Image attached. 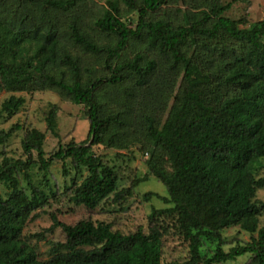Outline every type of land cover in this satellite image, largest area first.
Returning a JSON list of instances; mask_svg holds the SVG:
<instances>
[{
  "label": "trees",
  "instance_id": "1",
  "mask_svg": "<svg viewBox=\"0 0 264 264\" xmlns=\"http://www.w3.org/2000/svg\"><path fill=\"white\" fill-rule=\"evenodd\" d=\"M236 1L202 0L205 8L177 9V17L158 12L167 0H105L88 25L76 12L82 0H0V91L11 93L1 103L0 116L10 118L24 104L15 92L53 89L84 106L91 145L121 148L134 96L154 87L159 64L165 62L169 70L167 91L151 92L140 120L150 149L147 175L166 188L161 198L169 205L151 210L149 232L122 233L91 219L66 224L51 214L49 229L59 227L65 241L48 259H39L22 240L26 222L48 201L31 182V167L39 164L46 172L53 160H71L75 175L66 187L69 199L90 210L109 198L122 203L140 179L119 188L117 169L91 153L86 142L59 146L45 157L44 133L31 128L22 141L25 160L0 158V184L7 188L5 196L0 192V264H220L248 253L254 264H264V226L258 227L264 203L256 199L264 189V19L246 24L226 17ZM36 7L50 13L46 21L33 20ZM123 9L135 12L136 19H124ZM222 35L231 46H213L199 65L185 52L198 36L216 44ZM84 58L95 64L83 66ZM203 62H216V69L204 73ZM103 92L120 93L119 99L104 100ZM166 96H171L168 106ZM156 104L167 107L163 119ZM55 116L51 108L45 119L57 136ZM19 128L3 131L0 143ZM82 168L86 175L78 180ZM152 194L158 196H145ZM165 219L188 244L183 261L162 263ZM231 226L256 236L225 251L222 232Z\"/></svg>",
  "mask_w": 264,
  "mask_h": 264
},
{
  "label": "rangeland",
  "instance_id": "2",
  "mask_svg": "<svg viewBox=\"0 0 264 264\" xmlns=\"http://www.w3.org/2000/svg\"><path fill=\"white\" fill-rule=\"evenodd\" d=\"M220 1L228 2L230 0ZM104 4L105 0H82L76 12H79L82 20L89 25L92 23L94 17L101 12V7ZM203 8L205 6L202 0H167V4L158 12H160V15L162 13L179 14L177 17H180L177 9L183 12L190 9L191 11H200ZM31 13L35 22H39L41 19L46 21L50 15L49 12H45L44 9H39L38 7L32 10ZM224 15L232 19H242L246 24L264 19V0H237ZM121 16L130 21L136 19L135 12H128L125 9L122 10ZM213 46H217L218 49L222 47L229 48L231 40L222 35L216 40V44H212L210 40L203 36H198L194 42L187 44L185 52L199 65L201 59H208L209 52H211ZM126 51L125 58L128 59L129 49ZM82 64L83 66H89L95 63L89 58H84ZM204 64V73L208 68L211 72L216 69V62L211 65L210 62ZM167 73H169L167 65L165 62H162L159 64L153 77L154 87L146 91H139L134 96L133 102L130 104L131 109H129L132 119L127 120L129 125L122 130L121 137L124 139V147L121 148L91 145L88 138L89 122L84 106L73 103L55 90L47 89L30 93H14L15 95H22L25 102L10 118L2 113L3 115L0 116V134L3 131H8L14 125H18L20 128L14 130L5 142L0 143V158L7 156L12 159L25 160L26 155L23 152L22 141L27 129L36 128L44 133L42 148L45 157L55 152L59 146L64 147L70 142H86L91 147V153L99 155L104 162L117 169L120 174L119 188L128 187L132 183V178L135 179L133 182L137 180L136 178L140 179L132 188L131 195L127 196L122 203H113L111 198H109L101 202L96 208L90 210L84 206L75 205L69 199L70 192L66 190V187L71 184V179L75 175V168L71 160H53L46 172L39 168V164L31 167L27 171L31 177V182L45 192L48 201L32 213L34 217L28 219L22 230V240L34 248L39 259H48L52 252L56 250L57 243L65 241V234L59 227L52 230L49 229L52 223L51 214H54L59 221L66 224H74L82 219H91L94 222H109L113 230H118L122 233H130L138 228L148 233L152 225L148 219L151 210L153 208L161 209L169 206L161 198L167 196L166 188L154 176L147 175L145 161L150 156V149L144 141L145 121L143 118V122L140 121L141 114L142 116L145 114L144 107L148 108L146 99L150 97L149 99L152 101L151 92L153 94L158 92V95L162 96V93L164 94L167 91L165 80L168 77ZM179 80L180 76L178 77ZM121 91L122 89L119 90V92ZM109 93L112 94L113 92H103L104 100L118 98L117 94H120L116 93L115 96H111ZM10 94V92L0 91V107L3 100ZM164 98L167 99L168 106L171 96ZM121 104L123 105V103ZM51 108H54L56 113L54 130L57 136L53 135L46 126L45 118ZM156 109L157 117L163 119L166 115L167 107L164 108L156 104ZM136 118L137 120H135ZM33 156L36 159L35 152H33ZM64 168L66 172L63 171ZM261 173L264 174V168L261 169ZM85 175L86 169L82 168V173L80 176L78 175V180ZM17 176L21 187H24L29 193L30 189L22 173L17 174ZM0 192L5 196L7 192L5 185L0 184ZM149 192L156 193L158 196L152 194L149 198H146L145 194ZM256 199L264 203V189L257 191ZM258 220V227L264 226V211ZM163 225L166 226V232L162 236V263L187 259L189 256L187 242L175 233L172 228L167 227L170 226L169 219H165ZM222 236V247L227 251L232 246L251 241V237L256 236V232L250 233L240 229L238 226H231L224 229ZM251 256L250 253L244 254L235 260L220 264H254Z\"/></svg>",
  "mask_w": 264,
  "mask_h": 264
},
{
  "label": "water",
  "instance_id": "3",
  "mask_svg": "<svg viewBox=\"0 0 264 264\" xmlns=\"http://www.w3.org/2000/svg\"><path fill=\"white\" fill-rule=\"evenodd\" d=\"M91 139H92V137H91ZM91 139H90L89 143L91 142Z\"/></svg>",
  "mask_w": 264,
  "mask_h": 264
}]
</instances>
